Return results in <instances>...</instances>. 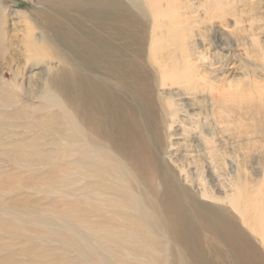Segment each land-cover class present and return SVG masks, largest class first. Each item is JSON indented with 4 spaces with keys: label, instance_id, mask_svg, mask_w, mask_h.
<instances>
[{
    "label": "bare ground",
    "instance_id": "bare-ground-1",
    "mask_svg": "<svg viewBox=\"0 0 264 264\" xmlns=\"http://www.w3.org/2000/svg\"><path fill=\"white\" fill-rule=\"evenodd\" d=\"M53 2L55 12H33L40 25L14 11L27 24V57L44 62L35 75L47 81L45 92L32 90L28 98L50 103L29 114L15 89L0 84V139L6 123L23 121L27 133L45 129L54 140L38 145L13 135L8 148L0 143V155L33 178L21 187L41 188L48 175L74 181V187L59 186L66 187L64 198L73 199L69 206L51 203L55 213L48 223L62 228L43 241L59 243L61 252L78 261L54 258L47 264H264V179L252 185L239 177L225 180L215 166L219 149L206 121L208 111L224 114L217 105L225 98L206 94L201 75L186 64L182 21L192 18V7L181 0ZM219 4L208 2L207 12L214 14ZM248 51L232 58L247 61ZM16 62L12 57L8 64ZM168 86L184 99L202 96L185 116H199L197 122L181 121L174 99L165 96ZM198 106L207 114L195 113ZM53 146L58 153L44 148ZM198 161L218 195L187 170ZM9 203L0 201V213L25 206L20 199ZM55 251L31 250L26 256L50 259Z\"/></svg>",
    "mask_w": 264,
    "mask_h": 264
},
{
    "label": "rangeland",
    "instance_id": "rangeland-1",
    "mask_svg": "<svg viewBox=\"0 0 264 264\" xmlns=\"http://www.w3.org/2000/svg\"><path fill=\"white\" fill-rule=\"evenodd\" d=\"M211 1L220 3L219 6L225 9L215 5L214 9L217 11L214 14L208 13L206 4ZM181 2L192 7L189 11L193 12L192 18L188 20L184 17L182 21L187 26L185 28L187 38L184 41L188 57L186 64L188 66L190 64L194 73L201 75V79L205 82L204 86H207L206 94H210L211 91V94L217 98L220 99L221 96L225 98V104L219 102L220 104L217 105L219 110L226 109L224 114L217 113L213 116L212 112L208 111L210 121L205 120L206 123L211 122V125H208L210 129L206 131L210 130L214 134V141L219 149L216 152V155H219L215 159V166L218 167V172L224 175L225 180L234 181L239 177L251 185L257 184L264 179V0H181ZM16 10L24 12L33 23L40 25L41 20L35 13L39 10L55 12L57 8L53 0H0V84L7 82L12 89H15V95L19 96L17 99L21 106L27 113L32 114L36 110L45 109L50 102L45 99L33 101L28 98L27 92L36 90L40 96L42 92H45L43 84L47 81L40 83L41 81L37 80L39 76L36 77L35 72L43 68L44 62L27 57L29 55L28 49H25L27 24L23 18L14 15ZM40 32L41 30L38 29L34 35ZM245 49L249 50L247 61L232 58ZM57 52H60L62 56L67 54L73 57V54L67 50L64 52L57 50ZM12 57L18 62L10 66L8 62L12 60ZM75 65L77 63L71 61L69 67L75 69L77 67ZM15 86H19V89ZM170 87H166L164 93L168 99L172 97L173 105H177L181 110L178 116L181 121L197 122L199 116H193L194 119L190 120L185 116L189 114L187 112H192L191 105L197 106L196 99L203 100L202 96L197 94L198 97L184 99L179 95L177 88L171 91ZM175 87H182V85ZM205 97L208 98V96ZM55 109L56 107L53 112L58 111ZM194 110L198 115L200 112L207 114L206 109L199 106ZM6 124L8 126L1 129L5 135L0 139V143L5 144L7 148L14 142L10 138L14 137L13 135L23 136L19 140L23 143L36 141L34 143L42 145L44 142L54 141L53 137L46 135L45 129L32 127L31 132L27 133L23 121L13 125ZM194 139L191 140L195 141ZM44 148L46 151L58 153L54 146ZM183 150L185 147L182 146V153ZM2 151L5 150L0 146V154ZM186 151L188 152L187 149ZM8 161L0 155V173L2 174L0 188L3 191L0 193V201L9 203L20 199L25 206L10 214L0 213V224L7 223L13 227L8 231H2L0 228V262L47 264L54 258H62L69 262L78 261L75 254L61 252V249H58L59 243L53 245L43 241L50 231H60L62 228L54 222L48 223L49 219L53 220L55 213L51 203L64 201L67 204L73 199L64 198L67 193L66 187H59L64 183H71L73 186L72 178L63 182V178L56 180L48 175L43 177L47 180H44L45 183L41 188L25 190L21 185L28 181L30 176L20 169L23 168L22 166L12 165L13 163ZM231 162L236 165V168H231ZM204 165L203 161H198L187 170L193 173L195 178L198 177L208 191L218 195L208 179L209 174ZM41 178L40 173L37 179ZM9 205L11 207L10 203ZM45 249H57V251L50 259H31L26 256L28 251Z\"/></svg>",
    "mask_w": 264,
    "mask_h": 264
}]
</instances>
